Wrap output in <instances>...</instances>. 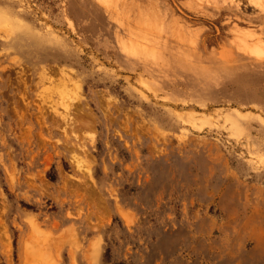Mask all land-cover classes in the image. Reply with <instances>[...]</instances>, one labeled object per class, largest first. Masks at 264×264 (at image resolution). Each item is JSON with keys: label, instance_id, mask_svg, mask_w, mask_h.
<instances>
[{"label": "rangeland", "instance_id": "1", "mask_svg": "<svg viewBox=\"0 0 264 264\" xmlns=\"http://www.w3.org/2000/svg\"><path fill=\"white\" fill-rule=\"evenodd\" d=\"M259 45L264 0H0V264H264Z\"/></svg>", "mask_w": 264, "mask_h": 264}, {"label": "bare ground", "instance_id": "2", "mask_svg": "<svg viewBox=\"0 0 264 264\" xmlns=\"http://www.w3.org/2000/svg\"><path fill=\"white\" fill-rule=\"evenodd\" d=\"M259 8H260V5L258 6ZM249 36V35H248ZM188 37V36H187ZM179 38V37H178ZM131 41V40H130ZM132 42V41H131ZM261 43V42H260ZM251 44V43H250ZM130 45H132V44H130ZM260 45H262V44H260ZM258 46L259 48H254V50L256 51V52H258V53H260V54H263V51H264V46L262 47V46ZM250 46V45H249ZM257 46V45H256ZM126 47V46H125ZM133 47V46H132ZM251 47H255L254 46V44L251 46ZM134 48V47H133ZM242 48V47H241ZM135 49V48H134ZM253 49V48H252ZM251 54H253V55H257L258 56V54H255V53H252L251 52ZM66 108H67V106H66Z\"/></svg>", "mask_w": 264, "mask_h": 264}]
</instances>
